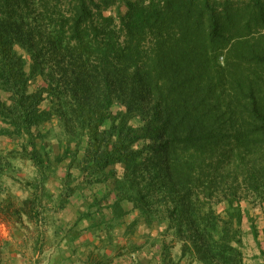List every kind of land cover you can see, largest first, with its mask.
<instances>
[{"label": "trees", "instance_id": "obj_1", "mask_svg": "<svg viewBox=\"0 0 264 264\" xmlns=\"http://www.w3.org/2000/svg\"><path fill=\"white\" fill-rule=\"evenodd\" d=\"M0 136L20 146L0 152V194L8 177L28 192L0 212L30 239L0 264L28 246L43 253L28 264H245V219L260 230L244 202L264 205V0H0Z\"/></svg>", "mask_w": 264, "mask_h": 264}, {"label": "rangeland", "instance_id": "obj_2", "mask_svg": "<svg viewBox=\"0 0 264 264\" xmlns=\"http://www.w3.org/2000/svg\"><path fill=\"white\" fill-rule=\"evenodd\" d=\"M109 13L110 11L107 12V14ZM41 84H43V81L41 77H39L38 81L35 84L33 83V88H36L40 86ZM115 108L118 109V106H116ZM54 121H57V120H54ZM19 147L20 146L12 139L0 136V152L2 153L9 152L13 149H19ZM34 171L35 169L32 167V163H30L29 161L28 162L24 161L23 170H22L23 173L21 172L19 174V177L26 180V178L30 177V175H34ZM4 183L7 185L8 188H6L7 193L5 195L0 194V205H1V201L5 197H8V196L11 197L12 199L15 198L14 199L15 203L16 201L18 200L21 201V199L28 196V192L24 188L25 184H22L21 182L19 183L18 181H13L12 177L10 178L8 177ZM244 206L250 209V212L252 213L253 216H256V219L258 218V215H261L260 212H261L262 206L252 205L250 204V202H247V203L244 202ZM224 208H225L224 204L220 205L219 211L223 213L225 211ZM255 209L258 210V213L255 211ZM260 221H263V220H260ZM260 221L257 219V222H258L257 224L259 226L262 225V223L261 224L259 223ZM244 229L246 232L244 235L245 264H257L258 262H260L259 261L260 250L261 248H264V235L260 233L259 235L260 237L258 239V244H257L250 231V226H249V222L247 221V219H245L244 221ZM260 229L262 228L260 227L259 230ZM26 230L27 229L21 226L20 223L18 222L16 223L13 220L6 219V217L2 215V213L0 212V245L4 244V242H9L8 249H7L8 251L13 252L14 250H18L19 248H22L25 244H27L26 240L28 242V240L30 239L28 238V232H27L28 230L27 231ZM247 234H249V236ZM49 235H51V232H47V237H50ZM136 237H141V236L138 233ZM51 245H52V238H48L46 245H45V250L49 249ZM25 251H26L25 255L27 256L28 260L32 259V257L33 258L35 257L37 259L41 258L43 254V253L37 252L35 255H32L30 253L29 246L26 248ZM8 254L13 256L11 252ZM21 260H22L21 264H28L29 262L27 259H21ZM58 260H60V257H58ZM43 263H45V260H43Z\"/></svg>", "mask_w": 264, "mask_h": 264}, {"label": "crops", "instance_id": "obj_3", "mask_svg": "<svg viewBox=\"0 0 264 264\" xmlns=\"http://www.w3.org/2000/svg\"><path fill=\"white\" fill-rule=\"evenodd\" d=\"M70 209L72 210V206L70 207ZM264 205L261 207V215H258V220L260 221V220H263V221H260L259 223L261 224L262 223V225H258L259 226V228L261 227L262 229H260V233L262 234V235H264ZM255 211L258 213V210L257 209H255ZM256 217V216H255ZM258 223V222H257ZM262 231V232H261ZM248 236H249V234H247ZM260 237V236H259ZM259 239V238H258ZM140 240V238L139 237H134V241H139ZM124 242H125V239L123 240ZM78 253H80V255H81V251L79 250V252ZM61 257V255H59V254H57L56 252H54V251H52L51 253H50V259H47V260H50V262H52V264H53V262H55V260L57 259V257ZM66 256H64L63 254H62V260H63V263H64V258H65ZM131 258H130V256L129 255H127V256H122V257H114V259L112 260V262H111V264H131V260H130ZM51 264V263H50ZM67 264V263H66ZM69 264H75V262H73V263H69ZM78 264H80V262H78Z\"/></svg>", "mask_w": 264, "mask_h": 264}]
</instances>
